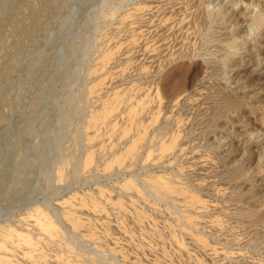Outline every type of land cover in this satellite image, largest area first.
Returning a JSON list of instances; mask_svg holds the SVG:
<instances>
[{
  "label": "rangeland",
  "instance_id": "rangeland-1",
  "mask_svg": "<svg viewBox=\"0 0 264 264\" xmlns=\"http://www.w3.org/2000/svg\"><path fill=\"white\" fill-rule=\"evenodd\" d=\"M0 264H264V0H0Z\"/></svg>",
  "mask_w": 264,
  "mask_h": 264
},
{
  "label": "bare ground",
  "instance_id": "bare-ground-1",
  "mask_svg": "<svg viewBox=\"0 0 264 264\" xmlns=\"http://www.w3.org/2000/svg\"><path fill=\"white\" fill-rule=\"evenodd\" d=\"M254 23H255V22H254ZM256 23H257V24H255V25L259 27L260 21H257Z\"/></svg>",
  "mask_w": 264,
  "mask_h": 264
}]
</instances>
